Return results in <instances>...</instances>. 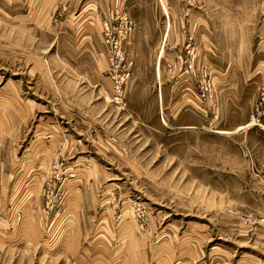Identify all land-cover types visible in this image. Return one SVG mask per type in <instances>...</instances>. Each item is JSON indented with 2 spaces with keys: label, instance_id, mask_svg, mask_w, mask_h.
<instances>
[{
  "label": "rangeland",
  "instance_id": "obj_1",
  "mask_svg": "<svg viewBox=\"0 0 264 264\" xmlns=\"http://www.w3.org/2000/svg\"><path fill=\"white\" fill-rule=\"evenodd\" d=\"M257 78L264 0H0V264H264Z\"/></svg>",
  "mask_w": 264,
  "mask_h": 264
},
{
  "label": "built area",
  "instance_id": "obj_2",
  "mask_svg": "<svg viewBox=\"0 0 264 264\" xmlns=\"http://www.w3.org/2000/svg\"><path fill=\"white\" fill-rule=\"evenodd\" d=\"M247 125L264 132V89L260 90L247 114Z\"/></svg>",
  "mask_w": 264,
  "mask_h": 264
},
{
  "label": "crops",
  "instance_id": "obj_3",
  "mask_svg": "<svg viewBox=\"0 0 264 264\" xmlns=\"http://www.w3.org/2000/svg\"><path fill=\"white\" fill-rule=\"evenodd\" d=\"M257 86H264V80H260L259 78H257V79H254V80H252V81H250V82H248V98H247V100H248V103H249V107L251 108V106H252V103H253V92L255 91V89H256V87ZM264 89V88H263ZM249 108V109H250ZM172 128V130L174 129V133H178V132H180L182 129H184V127H171ZM191 129H195V127H191ZM240 129H242V130H249V129H253L254 131L255 130H257L258 128H256V127H250V126H244V127H229V128H227V127H220V128H217V129H213V132H216V133H224V134H227V133H231V132H233V131H237V130H240ZM259 130V129H258Z\"/></svg>",
  "mask_w": 264,
  "mask_h": 264
}]
</instances>
